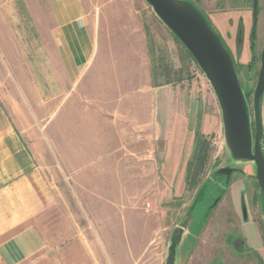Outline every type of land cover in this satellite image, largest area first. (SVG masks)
I'll return each instance as SVG.
<instances>
[{
  "label": "rangeland",
  "instance_id": "obj_1",
  "mask_svg": "<svg viewBox=\"0 0 264 264\" xmlns=\"http://www.w3.org/2000/svg\"><path fill=\"white\" fill-rule=\"evenodd\" d=\"M88 1L95 23L101 10L109 11L113 22L101 32L106 49L101 55H109L118 33L139 26L153 84L163 86L160 99L170 117L148 182L120 160L113 146L98 144V138L73 143L66 154L60 136L44 127L46 121L50 127L61 123V98L37 113L55 181L82 220L73 239L48 245L25 264H166L171 248L177 264H264V195L255 165L232 159L209 81L145 0ZM188 1L231 54L255 133L253 96L264 49V0H258L257 12L254 0ZM10 66L0 54V90L20 103L26 84ZM135 71L139 74L137 66ZM261 111L264 122V96ZM262 148L264 152V138ZM73 152H80V159H70ZM221 169H233L230 178L219 175Z\"/></svg>",
  "mask_w": 264,
  "mask_h": 264
},
{
  "label": "crops",
  "instance_id": "obj_2",
  "mask_svg": "<svg viewBox=\"0 0 264 264\" xmlns=\"http://www.w3.org/2000/svg\"><path fill=\"white\" fill-rule=\"evenodd\" d=\"M108 12L97 24L88 0H0V54L26 84L20 103L0 90V264H25L80 231L81 214L48 162L44 127L60 136L66 154L73 143L98 138L150 181L170 110L163 86L153 84L139 26L118 33L101 55ZM60 98L61 123L39 130L37 113ZM68 157L76 161L80 152Z\"/></svg>",
  "mask_w": 264,
  "mask_h": 264
},
{
  "label": "water",
  "instance_id": "obj_3",
  "mask_svg": "<svg viewBox=\"0 0 264 264\" xmlns=\"http://www.w3.org/2000/svg\"><path fill=\"white\" fill-rule=\"evenodd\" d=\"M145 2L185 47L209 81L222 112L225 140L231 157L236 162L254 163L256 180L264 195V122L261 111L264 96V49L253 96V133L247 97L233 58L205 16L188 0ZM254 7L257 12L258 0H254ZM218 173L230 178L233 169H221ZM166 264H177L174 248L170 249Z\"/></svg>",
  "mask_w": 264,
  "mask_h": 264
},
{
  "label": "built area",
  "instance_id": "obj_4",
  "mask_svg": "<svg viewBox=\"0 0 264 264\" xmlns=\"http://www.w3.org/2000/svg\"><path fill=\"white\" fill-rule=\"evenodd\" d=\"M150 209H151V205L148 203V204L146 205V212L148 213V212L150 211Z\"/></svg>",
  "mask_w": 264,
  "mask_h": 264
},
{
  "label": "trees",
  "instance_id": "obj_5",
  "mask_svg": "<svg viewBox=\"0 0 264 264\" xmlns=\"http://www.w3.org/2000/svg\"><path fill=\"white\" fill-rule=\"evenodd\" d=\"M178 40V39H177ZM189 53V52H188ZM190 55V54H189ZM191 56V55H190ZM192 57V56H191Z\"/></svg>",
  "mask_w": 264,
  "mask_h": 264
}]
</instances>
